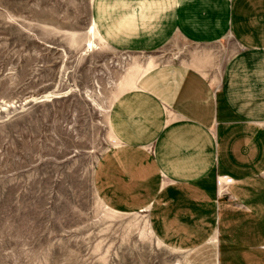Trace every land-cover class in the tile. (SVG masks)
Here are the masks:
<instances>
[{
  "label": "crops",
  "instance_id": "1",
  "mask_svg": "<svg viewBox=\"0 0 264 264\" xmlns=\"http://www.w3.org/2000/svg\"><path fill=\"white\" fill-rule=\"evenodd\" d=\"M93 22L118 51L190 45L114 101L99 197L184 263L264 264V0H93Z\"/></svg>",
  "mask_w": 264,
  "mask_h": 264
},
{
  "label": "rangeland",
  "instance_id": "2",
  "mask_svg": "<svg viewBox=\"0 0 264 264\" xmlns=\"http://www.w3.org/2000/svg\"><path fill=\"white\" fill-rule=\"evenodd\" d=\"M189 46L113 49L93 0H0V264H187L146 212L110 209L94 175L116 98ZM211 48L223 62L234 42Z\"/></svg>",
  "mask_w": 264,
  "mask_h": 264
},
{
  "label": "built area",
  "instance_id": "3",
  "mask_svg": "<svg viewBox=\"0 0 264 264\" xmlns=\"http://www.w3.org/2000/svg\"><path fill=\"white\" fill-rule=\"evenodd\" d=\"M227 183H229V181H227ZM225 184V183H224ZM223 185V184H222ZM225 185H227V184H225Z\"/></svg>",
  "mask_w": 264,
  "mask_h": 264
}]
</instances>
